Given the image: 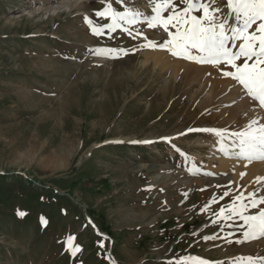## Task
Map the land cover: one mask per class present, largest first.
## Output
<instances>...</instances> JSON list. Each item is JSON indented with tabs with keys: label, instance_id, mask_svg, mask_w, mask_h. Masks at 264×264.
Listing matches in <instances>:
<instances>
[{
	"label": "rangeland",
	"instance_id": "374dc122",
	"mask_svg": "<svg viewBox=\"0 0 264 264\" xmlns=\"http://www.w3.org/2000/svg\"><path fill=\"white\" fill-rule=\"evenodd\" d=\"M66 2L0 0V264H258L260 234L245 239L227 209L257 214L264 179L244 193L245 179L214 184L204 166L264 113L223 75L227 65L160 49L209 72L156 66L145 45L171 37L145 23L148 0H135L137 21L112 30V12L131 11L130 0ZM226 4L214 6L236 27Z\"/></svg>",
	"mask_w": 264,
	"mask_h": 264
},
{
	"label": "snow or ice",
	"instance_id": "6c2138e0",
	"mask_svg": "<svg viewBox=\"0 0 264 264\" xmlns=\"http://www.w3.org/2000/svg\"><path fill=\"white\" fill-rule=\"evenodd\" d=\"M120 2L122 7H129L123 4V0ZM148 2L154 4L152 12L155 15L145 20V23L149 27L161 26L171 40H166L163 44H147L145 47L160 48L173 57L190 59L197 63L227 65L229 70L224 71L223 75L242 85L247 94L264 108V0H227L226 6L232 9L238 21H242L236 27L227 25L225 19L218 15L221 9L214 6L215 0H179L185 5L180 11L175 10L177 5L172 0H163L162 3L155 0ZM130 3L133 6L131 11L112 12L110 30L121 26V21L131 23L143 15L135 8V0H130ZM163 9H173V12L163 18ZM192 12H202V15H192ZM97 15L104 16L106 13ZM170 25L175 27L174 33L169 30ZM93 31L95 33L96 30ZM193 49L197 54H201V59L197 60L191 55ZM241 58L243 62L238 63ZM257 124L258 121L253 120L244 131L234 134L239 142L240 158L243 160L264 159V125L254 127ZM215 135L219 137L223 133L215 131ZM250 206L259 207L257 214L244 216L243 211L247 210L248 205H242L239 209H227L230 214L241 215L248 227V231L244 233L245 239L255 238L257 233L264 236V198H258V202L253 199ZM224 211V208L220 209L221 214ZM191 259L194 264H211L203 259ZM248 264L255 262L249 258Z\"/></svg>",
	"mask_w": 264,
	"mask_h": 264
},
{
	"label": "bare ground",
	"instance_id": "6f19581e",
	"mask_svg": "<svg viewBox=\"0 0 264 264\" xmlns=\"http://www.w3.org/2000/svg\"><path fill=\"white\" fill-rule=\"evenodd\" d=\"M66 1H67L66 2L67 10H70L71 8H76V7L77 8L83 7L79 2L80 0H66ZM156 49L157 51L153 53H147V56L154 58L156 66H159V64H162V68H161L162 70H170L173 77L182 76L181 75L182 71H186V70H187V73L185 72V75L187 76V78L189 77L188 75L190 74L188 72L190 71L192 72L193 70H194L193 71L194 73L191 74L193 75V77L197 74L201 76L202 74L209 72V69H208L209 67L197 68L196 66L187 65L180 60L177 61L174 58H171L169 53L167 55L165 52L160 51V48H156ZM186 76L184 77L186 78ZM223 90H221V93L223 92ZM235 92L229 89L230 95L234 94ZM229 94H226V95H229ZM229 97H233V96H229ZM257 108H258V105H257ZM233 114L236 115V113H233ZM258 120H259L258 121L259 125L257 124L254 127L264 125V117ZM239 151H240L239 144H237L236 146L230 143L222 144L218 146V149L215 150V152L213 151V154H211L208 157L209 162H207L204 167L206 168V171L208 172L207 179L211 183H214V184L223 182V183H229L232 185H237L239 180L245 179V181L247 182L246 184L248 185H247V188L244 189L243 192L248 193L254 187L256 182L260 181L257 178H261V180L264 179V159L253 158L250 161L243 160L240 158ZM216 176H219L220 178H216ZM263 193L264 191L263 189H261L260 194L262 195ZM259 198H261V196ZM258 239L259 240L254 242L253 245L259 244V245L264 246V236L260 235V238L258 237ZM240 263L241 261L239 262V264Z\"/></svg>",
	"mask_w": 264,
	"mask_h": 264
}]
</instances>
